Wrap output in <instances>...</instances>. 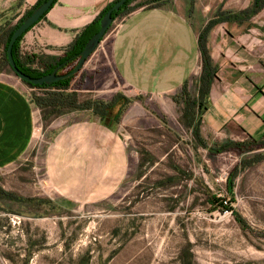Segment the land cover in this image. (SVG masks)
Wrapping results in <instances>:
<instances>
[{
	"label": "rangeland",
	"instance_id": "1",
	"mask_svg": "<svg viewBox=\"0 0 264 264\" xmlns=\"http://www.w3.org/2000/svg\"><path fill=\"white\" fill-rule=\"evenodd\" d=\"M171 6L195 26L218 8L206 0H171ZM19 14L0 19V74L12 77L1 32ZM92 74L73 84L81 102L109 103L114 90L129 96L119 97L111 112L125 108L116 122L126 137L128 174L104 202L62 203L44 171L52 127L96 114L49 115L36 107L31 146L0 171V264H264V142L200 137L198 143L184 110L196 78L184 91L158 98L132 94L107 66ZM22 86L31 100L40 95ZM129 107L138 112L127 122Z\"/></svg>",
	"mask_w": 264,
	"mask_h": 264
},
{
	"label": "crops",
	"instance_id": "2",
	"mask_svg": "<svg viewBox=\"0 0 264 264\" xmlns=\"http://www.w3.org/2000/svg\"><path fill=\"white\" fill-rule=\"evenodd\" d=\"M37 1L0 0V19L20 13L19 20ZM114 1L57 0L24 35L19 53L62 56L75 36ZM206 1L218 8L205 11L197 26L174 9L171 0L136 1L133 5L142 6L112 28L107 47L103 44L109 32L105 35L72 85L77 80L85 82L92 70L107 66L132 94L162 98L182 91L196 78L191 123L202 139L264 142V6L254 13L253 0ZM200 35L214 69L208 94L200 91ZM110 94L111 100L116 95L129 97L119 90ZM137 112L129 107L123 119L128 122ZM36 114L19 78L0 74V171L28 151ZM116 114L56 121L52 127L44 171L50 191L62 203H101L123 184L130 156Z\"/></svg>",
	"mask_w": 264,
	"mask_h": 264
},
{
	"label": "trees",
	"instance_id": "3",
	"mask_svg": "<svg viewBox=\"0 0 264 264\" xmlns=\"http://www.w3.org/2000/svg\"><path fill=\"white\" fill-rule=\"evenodd\" d=\"M45 1L46 0H38L32 8H30L24 13V15L17 21L15 25L9 26L8 28H6L5 30L1 32V40H2V45H3V59H4L5 64L8 66V68H9V65L6 60V50H7V46L9 44V41H10V38L13 32L21 25V23L32 13V11L35 8H37L40 4H42ZM117 1L118 0L109 4L91 24L83 28L75 36L73 42L64 49L62 56L60 57H52V56L35 57V56L21 55L19 53L20 41L22 40L24 35L29 30H31V28H33L37 23H39L47 15V13L56 4L57 0H55V2L53 3L49 11L45 13L40 18V20L36 24H34L30 29H28L21 37H19L17 41L15 42V44L13 45L12 57H13L15 65L21 72L30 76L31 78H40L42 76L51 74L56 67L64 63H66V65L62 67L59 71L63 70L65 67L67 68L70 67L69 71H71L73 67L75 66L86 42L99 30L100 20ZM136 1L138 0H129L120 8L118 12H113L112 13L113 21L121 20L124 17L128 16L133 11L140 8L142 6L140 4L133 5ZM263 6H264V0H253L251 11L256 13ZM111 28L112 26L110 27L108 32L111 30ZM199 47H200L201 61H202V72L199 78L200 91L201 93L208 94L209 86L214 78V73H213L214 69L212 67L210 57L208 55L205 38H203L202 35H200V38H199ZM61 75H64V74H61ZM77 75L78 74L72 77H69L67 79H64L62 81H59L57 83H54L50 86H45V85L31 86L22 81L21 82L40 93V95H36L32 97V102L35 104V106L39 110H41L42 112L46 111L47 114L49 115L50 113L53 115H57V114L61 115L62 112L64 111H73V110L92 111L94 114H96L100 118H103L107 115H111L113 107L115 106L117 102V98H119V96L116 95V97H113V99L109 103H105V104L101 102H91V101L81 102L76 93V86L72 85V81L74 77ZM186 86L187 85H184L182 91L186 89ZM194 107H196L195 100H189V98L187 97V99L185 100L184 110H185V117L187 118L189 124L191 123V120L193 119L191 112ZM198 107H200V105ZM124 110L125 108L121 107L119 111L117 112V114L114 116V118H116L117 120L118 119L117 117L120 116ZM193 137L198 143H200L201 139H200V136L197 130L194 131ZM236 148L240 149V145H236ZM223 208H225V206H223ZM235 218L239 224H241L242 226H245L244 222L241 219H239L237 216Z\"/></svg>",
	"mask_w": 264,
	"mask_h": 264
},
{
	"label": "water",
	"instance_id": "4",
	"mask_svg": "<svg viewBox=\"0 0 264 264\" xmlns=\"http://www.w3.org/2000/svg\"><path fill=\"white\" fill-rule=\"evenodd\" d=\"M129 0H118L102 17L99 22V30L86 42L83 50L80 53V56L73 67V69L64 75H59V70L66 65V63L59 65L54 69L51 74L42 76L40 78H31L30 76L21 72L14 63L12 57V48L15 42L19 37H21L28 29H30L34 24H36L40 18L49 11L52 7L55 0H46L42 4H40L37 8H35L32 13L21 23V25L13 32L9 44L6 50V60L9 65V68L13 72V74L19 78L20 81L29 84L31 86H50L54 83L72 77L78 74L82 68L84 67L86 61L89 57L95 52L98 48L100 42L107 34L108 30L113 24L112 13L118 12L120 8Z\"/></svg>",
	"mask_w": 264,
	"mask_h": 264
},
{
	"label": "flooded vegetation",
	"instance_id": "5",
	"mask_svg": "<svg viewBox=\"0 0 264 264\" xmlns=\"http://www.w3.org/2000/svg\"><path fill=\"white\" fill-rule=\"evenodd\" d=\"M69 70H70V67H68V68L65 67L63 70L59 71L58 74H59V75H61V74H65V73H67V72H70Z\"/></svg>",
	"mask_w": 264,
	"mask_h": 264
},
{
	"label": "built area",
	"instance_id": "6",
	"mask_svg": "<svg viewBox=\"0 0 264 264\" xmlns=\"http://www.w3.org/2000/svg\"><path fill=\"white\" fill-rule=\"evenodd\" d=\"M120 21H121V20H115V21H113L112 28H114V26H116V24H118ZM112 28H111V29H112Z\"/></svg>",
	"mask_w": 264,
	"mask_h": 264
}]
</instances>
